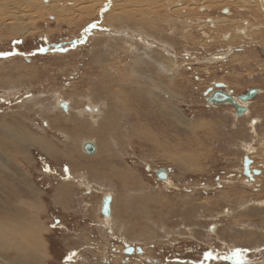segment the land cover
<instances>
[{"label":"rangeland","instance_id":"1","mask_svg":"<svg viewBox=\"0 0 264 264\" xmlns=\"http://www.w3.org/2000/svg\"><path fill=\"white\" fill-rule=\"evenodd\" d=\"M12 1L25 6L24 0ZM38 1L44 5L51 2ZM59 1L68 9L72 7L70 3L75 2ZM182 2L187 5L186 11H192L173 16V20L179 22L176 35L186 36L180 42L169 39L172 28L161 24V34L146 33L150 40L136 35L130 44L129 32L124 34L120 30L138 31L135 28L140 29L143 24L148 30L147 21L135 23L130 18L129 21L121 19L106 27L94 12L82 16L76 12L71 15L72 24H68L59 14L49 9L40 10L38 6L40 9L34 11L42 13L43 17L34 24L36 33L25 42L16 38L0 44V155L10 158L4 160L0 156V233L2 226L17 227V223L28 227L37 224L41 228L33 234L30 229H21L9 238L25 244L16 257L27 258L29 246L32 254L28 264H145L138 259L139 255L125 254L126 249L121 245V240L125 239L143 248L144 259L155 258L158 264H264V140H260L258 147H244L245 153L227 150V144L220 140L216 146L211 134L215 124L210 119L224 117V114L228 117L219 109L231 106L207 105L203 96L208 88L216 91L215 84H224L236 98L243 94L246 88L243 82L250 83L245 75L243 78V36L248 37L250 30L245 31L246 36L238 30L242 29V22L247 21L254 30L253 36L264 37V13L257 0ZM199 7H207V10H198ZM227 7L231 9L232 18L228 19L229 23L220 22L224 15L219 11ZM140 9L137 12L144 13L146 7L137 8ZM204 18L219 19L217 30L202 25ZM104 23L109 24V18H105ZM2 26L0 32L4 36L0 39L11 34ZM226 33L231 35L224 41L221 35ZM107 36L111 38H104ZM94 39L100 41L96 43ZM262 43L257 47L264 50V38ZM143 46L148 49L151 46L159 52L171 51L177 56L174 73L177 70L184 81L174 77L177 86L171 85L169 78L173 70L162 73L157 63L145 65L139 60L137 54ZM135 47L136 58L127 55ZM229 48L234 52L232 55L227 53ZM102 59L107 60L104 65L114 68L111 72L115 76L122 80L126 76L130 83L112 86L113 90L121 92L115 103L112 99L105 101L106 94L104 97L95 94L102 87L101 83L109 79L105 77L102 82ZM134 60L141 63L139 70L135 69ZM125 62L131 63L125 68ZM21 63L24 71L15 73L13 66H21ZM111 72L105 73L111 75ZM156 72L165 79L160 84L153 79ZM253 78L264 87V74H254ZM181 80L183 87L179 89ZM135 81L147 84L152 92L160 85H163L161 89L167 86L163 93H168L169 97L148 101L146 91L135 87ZM257 89L261 92L254 100L261 99L264 93V88ZM61 100L75 101L80 107L87 102L101 104L102 120L91 122L87 116L79 117L73 106L69 115H65L62 107L58 108ZM244 104L248 109L250 101ZM247 113L233 116L237 123L248 120V127L254 133L255 126L262 124L261 118L251 117L249 109ZM198 118L210 119L199 122ZM250 120H254L253 124ZM215 122L221 125L223 120ZM71 123L73 127L69 126ZM190 124L194 125L192 131H189ZM5 125L21 132L26 127L27 132L44 136L55 146V156L50 158L32 147L10 148L7 153ZM66 126V133L71 132L72 138L64 132ZM145 130H152V134ZM190 133L198 148L196 157ZM160 135L167 140V152L163 148H157L159 151L143 149L145 144L158 147ZM196 135L199 138L195 139ZM84 139L99 143L101 152L109 155L104 157L100 153L97 159H86L79 148ZM182 140L190 152L182 150ZM112 152L119 154L121 166H115L118 158L113 157ZM233 154L237 155L236 161L232 159ZM210 155L208 164L203 167ZM245 155L252 161L250 168L261 172L256 188L245 183L247 179L242 174ZM71 159L76 169L71 166ZM5 162L13 177L1 171ZM161 168L169 173L171 185H163L165 180L156 178L155 172ZM105 194L113 195L112 204L115 200L111 229L103 226L99 212V200ZM36 242L42 247V255ZM122 248L123 254L119 253ZM36 249L40 251L39 256L34 254ZM14 255L9 251L7 258L19 264ZM121 255L125 257L122 262L118 259Z\"/></svg>","mask_w":264,"mask_h":264},{"label":"bare ground","instance_id":"2","mask_svg":"<svg viewBox=\"0 0 264 264\" xmlns=\"http://www.w3.org/2000/svg\"><path fill=\"white\" fill-rule=\"evenodd\" d=\"M179 1H180V2H178L179 4H175L173 0H75V2L73 4L70 3V5H72V7L70 9H68L64 5V3H61L59 0H51V2H49V0H48L49 3L46 4V5L40 3L38 0H24L25 6H23L24 4L21 5L19 3L13 2L12 0H0V25H3L5 27V29H7L11 33L9 37L4 38V39H0V44L1 43L3 44L5 42H7L6 40H9V43H10L12 40H14L16 38H21L25 42V40H27L26 38L28 36L33 35L34 32L36 33V30L34 29V24L36 23V20L37 19L41 20L42 17H43L42 13L34 11L36 9H40V8H38V6L41 7L40 10H42V9H49L48 11L52 10L54 13L59 14V16H61V18L63 17V22L64 23L66 22L68 24H72L73 19L71 18V15L75 14L76 12H77L76 14H78L80 16L86 15V14H92L94 12L95 14L99 15V18L102 19L103 26L106 25V27H107V25H111L112 26V24H114L117 20L122 21L121 19H124L125 21H129V18H130L135 23L137 22V20L140 21V22H142V23H144L145 21H147L148 24L146 25V27L148 28V30L144 27V24H143V27H141L140 29L137 28V27L135 28L138 31H140L141 33L143 32L142 34L140 32H138V31H133V30H131L129 28H127V29H121L120 30L121 33L122 32L123 33L124 32H127V33L129 32V37L127 36V38H130L132 40V41H128L127 40L129 43L130 42L132 43V42L135 41V36L136 35L137 36H147L149 38L150 36L148 35L149 34L148 32H151L152 33L154 31V33H160L161 34L162 28H161L160 25L161 24L163 26L164 25H169L172 28V30L169 32V34H170L169 36H171V38H169V39H171L174 42H176V41H179L180 42V39L181 40H183V39L185 40L186 39V36H183L181 34H179V35L177 34L176 35V33H177L176 30L178 28L177 26H179V25H177V23L179 24V22L176 23L173 20L174 19L173 16L179 17L182 11L185 14H187V11H192V9L186 11L187 5L182 4L183 3L182 0H179ZM257 1H258V7H260L261 12L264 13V0H257ZM143 6L146 7L144 13L137 12V11H141V9L140 10H137V8L143 7ZM191 7H189V8H191ZM200 8H203V10H207V7H199L198 10ZM222 9H221V11H219L221 15H224V18L221 19V21L219 19L217 20V18H209L207 20H205L206 18H204L201 21L202 22V25L203 24H206V27L208 26L210 28H213V29L217 30V27H218V24H219L218 21L223 22V21H228V19L230 20L232 18V16H231L232 15L231 9L229 7L225 8L228 11L227 14L222 13V11L224 10V9L223 10ZM60 13H63V14H60ZM188 14H190V13H188ZM136 15H138L140 18L138 19L136 17ZM105 18H109V24H107V23L105 24L104 23ZM180 23H181V25L184 26V24H182L183 22H180ZM228 23H229V21H228ZM242 24H243V27H242L243 30L242 29H239L238 30L239 31L238 33H241V34L245 35V31L248 32V29L250 30V28H249V22L243 21ZM173 26H175V27H173ZM149 29H150V31H149ZM112 30H115V29H112ZM4 32H5V30H4ZM146 33H148V34H146ZM182 34L185 35V33H182ZM229 35H231V34H229ZM229 35H228V33H226V34H222L221 37H222V39L224 41H226L227 39H229ZM238 35H240V34H238ZM3 36H4V34L2 35L1 32H0V38L3 37ZM172 36H174V37H172ZM117 37L119 38V36H117ZM8 38H10V39H8ZM104 38H111V36H107V37H104ZM113 38H116V36H113ZM149 40H150V38H149ZM93 41H96V43H97L100 40L94 39ZM147 42H148V40H147ZM134 44L136 45L137 49H138V45L139 46H142L141 45L142 44L141 42H139L138 45L136 43H134ZM136 47L133 48L134 51L129 52V54H127V55L136 58ZM149 48L150 49H148V46L147 47H144L143 46L142 47L143 50L140 51V54H137V58L139 60L143 61L145 63V65H146V63H153V64L154 63H157L158 66H159V71L162 72V73H164V71L166 72L167 70H170V69L173 70V73H171V75L173 77L170 76L171 78H169V76H167L169 78V80L171 81V85L177 86L176 84H174V77H175V80L177 78H180V79H182L184 81L183 76H181V74H177V72H176L177 70L175 71L176 74L174 73V69H177V67L175 66V62L177 61L175 58L177 56H175L173 53H171V51H166L165 50L164 52H159V51L152 50V47L151 46H149ZM230 49H232V48H229L228 49V52H227L228 55H230L231 53H233V50H230ZM123 50H125V49H123ZM229 51H231V52L229 53ZM133 53H135V55ZM130 61H131V59H130ZM106 62H107V60H105V59H102L101 60V63L103 65V67L101 68L102 74H103L102 82L105 81L104 78L106 77V80H107V78H109L106 81L108 83H106V82H105V84L101 83L102 87L99 88V89H97L98 92L95 91V94H99L100 96H103V97L106 94L107 98H105V101H107L108 99H110V101H111V99H112L113 102H114L116 100V98H118L117 96L119 94L121 95V92L119 90H113L112 89V86H116V85H119V84L120 85H122V84H130V83H128V80L126 79V76H125V78L123 80L121 78H118V76H115L113 74L114 72H111V70L112 69L114 70V68L112 66H108V64L104 65V63H106ZM119 62H120V60H119ZM134 62H135V60H134ZM195 62H197L196 59H195ZM11 63H16V65H18L19 62H11ZM130 63L129 62H125L124 67L125 68L128 67ZM135 63H137V67H138V64H140V66H141V63L140 62L136 61ZM16 65L13 66V68H12V70L15 73H21L22 71H24L25 68H23L24 67L23 63H21V66L20 65L19 66H16ZM115 65H116V63H115ZM110 67H112V68H110ZM137 67H135V69L136 70L137 69L139 70L140 68L139 67L137 68ZM26 70H28V68H26ZM106 70L109 71V72H111L112 74L111 75H106V73H105V72H107ZM128 70H130V69H128ZM171 70H170V72H171ZM133 73H134L133 76H135L136 72H133ZM174 74L176 76H174ZM128 77H129V79H132V78H130V74H129ZM149 77L151 78V75H149ZM19 78L20 77L18 76L17 79L19 80ZM153 79L155 80L156 83L160 84L161 80H163L164 78L162 79L161 77H158L157 76V72H156L155 77H153ZM87 80H88V78L85 79V81H87ZM182 80L179 83L180 84V88L179 89H181L183 87V81ZM100 82H101V80H100ZM97 84H95V85L97 86ZM134 85L139 90L144 89L146 91L145 94L147 95V100L148 101H150V100L152 101L153 100L155 102L160 97L163 98V99L169 97V96H166L168 93H163V91H166V87L167 86L164 87L165 89H161V88H163V85H160V87L158 89H155L152 92L151 89L148 88V85L147 84H142L141 82L138 83V82L135 81V84ZM226 92L228 94H230V92L227 90V86H226ZM260 92L261 91H259L257 89V95L256 96H258L260 94ZM169 93L171 94V92H169ZM161 95H163L165 97H163ZM203 96H204V94H203ZM69 98L70 97H67V99H69ZM233 98L237 101V103L239 105H242L243 107L246 108L245 115H247L248 114L247 113L248 112L247 106H245L244 103L239 102L238 99L235 96H233ZM206 104L207 105L208 104H211V106H213L212 103H207L206 102ZM99 105H101V104H99ZM99 105L98 106L97 105H92L89 102H87L86 104L82 105V107H80L79 104L77 102H75V101H72V100H65V101L64 100H61L58 103V108H60V109H61V107H62V109L65 108V109H63L62 112L65 115H69L68 113L72 111L71 110V106H73V107L77 108L76 112H78V116L79 117H82L84 115V116H87V118H89L91 120V122H96L97 119H99L100 121L102 120L101 116L103 114V111H101V107ZM116 105H118V103H116ZM219 105H221V104H219ZM64 111H66V112H64ZM62 112H61V115H62ZM86 113H88V114H86ZM73 116H69V117H73ZM236 117H238V116H236ZM58 118H60V117H58ZM252 122H254V121H252ZM76 124H77V122H76ZM102 124H103V122H102ZM95 125H96L95 127L98 129V127H99V126H97L98 124H95ZM193 126H194L193 124H190L189 131H192L193 130ZM22 130H23L24 133L21 132V131H19V130L14 129V128L10 127V126H9V128L6 125L4 126L3 135L6 137V150H7V153H8V151H9L10 148L17 149L18 147H23V148H31L32 147V148L39 149V151H41V153H44V155H47L48 157H50V156H53L54 157L55 156L57 150L55 149V146H53L51 144L52 142L50 143L48 140H45L44 136L43 137H40L36 133L30 132V131L27 132L28 130H27L26 127H24V129L22 128ZM71 138H72V136H71ZM86 142H92L94 144V146H95V154H93V155H87V154L84 153L83 148H82V145L84 143H86ZM80 145H81V148H82V152L84 153V154L82 153V155L86 159L88 158V159L93 160L94 158L99 157L100 153L102 154L101 147L99 146V143L97 144V143H95L92 140H85L84 139L80 143ZM248 150H250V149H248ZM53 157H50V158H53ZM244 157H248V156L245 155V156H243V158ZM176 158L179 159L178 156H176ZM2 159H4V160L9 159L10 160L9 157H7V158L2 157ZM2 159H1V161H2ZM9 160H7L8 163L10 162ZM6 165H7V162H5V165L3 166V168L1 169V171L6 176H9L10 175V176L13 177V175L10 173L9 169L6 168ZM108 166H110V165H108ZM113 168H112V170H113ZM249 170H250V172H252V170H255V169H252V168L249 167ZM165 172H166V174L168 173L166 170H165ZM242 174H243V163H242ZM260 174H261V172H260ZM258 177H259V175L258 176H253V180H249V179H247L245 177L247 179V182H245V183H247V185L250 186V187L253 186V188L254 187L256 188V187H258V184H257V181H258L257 178ZM170 179H171V177L168 175V177L164 179L165 181L162 182L163 185H171V180ZM118 180H119V178H118ZM161 181H163V180H161ZM107 196H109L111 198V200L114 199L112 197L113 195H111V194H105V195H103L102 198H101V200H99L100 201V204H99V212L101 211V209H102L101 207L103 206V199L105 197H107ZM114 203H115V200H114ZM114 203L113 204L112 203L110 204V215H109V217H107V218L106 217H102L101 218V223L103 224V226H106V227H108L110 229H111V223H113L112 221L114 219L113 218L114 217L113 216V211H112V208H113ZM25 228L30 229L31 234H33L34 232H40V230H41L40 226L37 225V224H33V226L28 227V225H25V224H22V223H17V227H10V226H2L1 227V231H2V233H0V252H1V254H0V263L1 264H14L13 261H11L9 258H7V253L9 251L15 253L14 259H15L16 262H18L19 264H28V261H29L28 259H29V256L32 254V249H30V247L27 246L26 249H27V253L29 254L27 258H25V257H16V256H19L18 253L20 252V250L22 248L25 247V244L22 243L21 241H18V239H15V238L14 239H9L10 237H14L15 234L21 232V229H25ZM209 231L211 232L212 229H210ZM121 241H122V244L121 245H123V247L125 249L129 248L130 246H134L135 244H137V243H135V244L129 243L125 239H123ZM35 244L41 250V255H42L43 250H42V247H41L40 243L39 242H36ZM132 248H133V252L131 254H128V253H125V254L126 255H130V256H137V255H139V257H140V258H138L139 260H142V261H145L146 260L143 257L144 250L141 249L143 251V254L142 253L141 254H137V250L135 251V248L134 247H132ZM115 251H117V249H115ZM119 253L123 254V248L120 249ZM34 254L36 256H39L40 251L36 249L35 252H34ZM115 258H117V256H115ZM118 259H121V262H122V260L125 259V257H123L121 255V257L118 256ZM23 260H25L24 263L21 262ZM151 260H153V259H150V257H149V261H151Z\"/></svg>","mask_w":264,"mask_h":264},{"label":"crops","instance_id":"3","mask_svg":"<svg viewBox=\"0 0 264 264\" xmlns=\"http://www.w3.org/2000/svg\"><path fill=\"white\" fill-rule=\"evenodd\" d=\"M252 23H253V21H252ZM253 31L254 30L251 28L250 31H249L248 37L244 38V36H243V78H245L244 77V75H245L250 81V83H248V84L243 82V87H246V88L243 89V94L249 89H257V88L260 87V89L263 90V88H264L263 86L260 85V83L256 82V80H254V78H253L254 74H264V58H261V57L264 56V50L261 47H257V46H259V44H263L262 43V38H264V37L253 36L252 35ZM237 51H239V50H235L236 53H237ZM260 55H263V56L260 57ZM225 63H227V62H225ZM263 102H264V93H262L261 99L257 98V99L254 100V98H253L250 101V105H249L248 109L251 112V117L261 118L260 122L262 123L260 125V127H258V124L255 126L256 130H255L254 133L248 127V124H247L248 120H243L240 123L239 122L238 123L235 122V119H234L235 118L234 117L235 116V111H234V109H232L231 107H227V106L224 107V109L220 108L219 110L220 111L223 110V112H225L228 117H226V115L223 113L224 117H219V118H215V119H210L209 118L210 120H213V123L215 124L213 126L212 130H211V134L214 135V138H215V140H214L215 145L217 146L218 144H216V142L218 140H220V141H223L224 145L227 144V148L225 147L227 150H235V149L236 150H240V151L243 150L244 153H245L244 147H246L248 145L249 146H253V147H258L260 145V140L261 139L264 140V136H263L264 135V104H263ZM64 112H66V111H64ZM86 114H88V113H86ZM233 114H234V116H233ZM209 119L208 118H198V121L202 122V121H207ZM218 119H222L223 120V123L221 125H217L216 124L215 121L218 120ZM252 121H254V120H251V124H253ZM222 125H224V126H222ZM55 126H56V124H55ZM69 126L73 127V124L71 123V125H69ZM67 128H68V126H66L64 128V132L65 133L67 132L66 130H68ZM144 132H147V134L148 133L152 134V130H145ZM66 134H69L71 136V132L66 133ZM190 135H191V138H192V141H191L190 144L193 146L192 147V149H194L193 153H194V156L196 157V155H197L196 151L198 150V148H197V145L195 144L194 136L191 133H190ZM197 138H199L198 135H196L195 139H197ZM159 140H160V145L158 147H157V145L154 146V147L153 146L149 147L148 145L145 144V145H143V149L155 148L157 151H159L157 148H163V150H165L164 152H167V148H168L167 147V140H165L164 137L162 138L161 135H160V139ZM82 147H83V145H82ZM79 148H80V152L83 153L82 152V148L81 147H79ZM203 148L208 149L207 147H203ZM203 148H201V150ZM214 149H216V148H214ZM182 150L183 151H189V152L191 150L190 148H188V145L184 143V141L182 143ZM208 153H209V151H208ZM102 155L104 157H107L109 155V153L105 152L104 154L102 153ZM112 155H113V157H117L118 158V161L115 162V166H121L123 163L120 162L119 154L115 155V153L112 152ZM211 155H212V151H211ZM211 155L207 157L206 161L204 160L203 165H202V162H201V165L203 167H205L206 164H208V162H209V160L211 158ZM78 156H79V154H78ZM161 158H164V157H161ZM197 159H200V155H199V158H197ZM232 159H234L236 161L237 155L233 154L232 155ZM73 162L74 161H72V159H71L70 164H71L72 167H74V169H76V167H75L76 163L74 165ZM108 162H111V161H108ZM112 165H114V163H112ZM180 173H182V172H179V174ZM117 174L119 175V171L117 172ZM168 174L169 173H167V177H168ZM226 177H228V176H226ZM216 180H218V178L215 179V181ZM203 186H204V184H203ZM210 229H213V228L210 227L209 230ZM132 247L136 248L135 245L132 246ZM142 250H143V248H142ZM142 254H143V251H142Z\"/></svg>","mask_w":264,"mask_h":264},{"label":"water","instance_id":"4","mask_svg":"<svg viewBox=\"0 0 264 264\" xmlns=\"http://www.w3.org/2000/svg\"><path fill=\"white\" fill-rule=\"evenodd\" d=\"M222 13L227 14L228 13L227 9H224ZM214 87L216 91H213L211 88H208L204 93L205 97L210 94L209 97L205 98L207 103H212L213 105H219V104L230 105L231 107H233L235 111V116H238V117L242 116L246 112V108L237 103V101L231 95V92L230 94H228L225 91L226 86L224 84H215ZM256 95H257V89H250L245 94L239 95L237 99L241 103H246V102L251 101ZM82 148H83L84 153L87 155L95 154V146L92 142L84 143ZM251 164H252V161L248 157L243 158V175L249 180H253V176L260 175L259 170H252V172H250L249 167ZM155 176L160 181L167 178V174L165 170L162 168L156 171ZM110 204H111V198L109 196L105 197L103 199V206L100 211L103 217H106V218L109 217ZM136 250H137V254L142 253V250L139 247H136L135 251ZM132 252H133L132 247L127 248V251H125V253H128V254H131ZM145 261L149 264L159 263L158 260L149 261V259H146Z\"/></svg>","mask_w":264,"mask_h":264},{"label":"flooded vegetation","instance_id":"5","mask_svg":"<svg viewBox=\"0 0 264 264\" xmlns=\"http://www.w3.org/2000/svg\"><path fill=\"white\" fill-rule=\"evenodd\" d=\"M125 251H127V249L125 250ZM128 256H130V255H128ZM155 260V259H154ZM145 264H149V263H147L146 261H145ZM158 264V263H157Z\"/></svg>","mask_w":264,"mask_h":264}]
</instances>
